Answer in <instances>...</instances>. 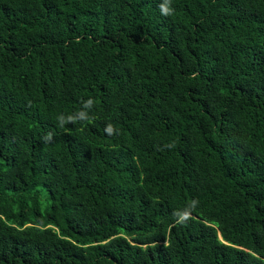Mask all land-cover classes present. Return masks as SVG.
<instances>
[{
	"label": "trees",
	"instance_id": "1",
	"mask_svg": "<svg viewBox=\"0 0 264 264\" xmlns=\"http://www.w3.org/2000/svg\"><path fill=\"white\" fill-rule=\"evenodd\" d=\"M0 264H264V0H0Z\"/></svg>",
	"mask_w": 264,
	"mask_h": 264
},
{
	"label": "clouds",
	"instance_id": "2",
	"mask_svg": "<svg viewBox=\"0 0 264 264\" xmlns=\"http://www.w3.org/2000/svg\"><path fill=\"white\" fill-rule=\"evenodd\" d=\"M163 10V12H164V14H171V12L173 11L172 9H170V8H167V9H162ZM88 105H90L91 106V104H92V100L91 99H89L87 102H86ZM81 117H83V113H81ZM69 119L71 120L72 118L71 117H69ZM107 131H109V132H111L112 131V129H111V126H109V128L107 129ZM220 234V236H221V233H219Z\"/></svg>",
	"mask_w": 264,
	"mask_h": 264
}]
</instances>
